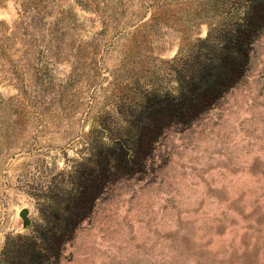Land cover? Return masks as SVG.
Masks as SVG:
<instances>
[{
  "label": "rangeland",
  "instance_id": "rangeland-1",
  "mask_svg": "<svg viewBox=\"0 0 264 264\" xmlns=\"http://www.w3.org/2000/svg\"><path fill=\"white\" fill-rule=\"evenodd\" d=\"M241 2L0 0V264L115 142L131 170L52 264H264V30L202 115L153 133L144 109L212 60L203 40Z\"/></svg>",
  "mask_w": 264,
  "mask_h": 264
},
{
  "label": "trees",
  "instance_id": "trees-1",
  "mask_svg": "<svg viewBox=\"0 0 264 264\" xmlns=\"http://www.w3.org/2000/svg\"><path fill=\"white\" fill-rule=\"evenodd\" d=\"M241 1L233 16L219 25V31L214 33L215 29H210L203 40L210 42L212 60L203 61L184 81H180L174 95L145 104L153 133H158V120L162 115L184 121L202 115L238 83L264 30V0ZM147 129L143 127L140 133ZM119 144L115 142L103 147L96 160L88 162V159L82 164L75 180H68L61 201L51 200L43 222L29 237H20L24 244L17 245L13 256L15 264L58 261L67 242L75 237L81 223L93 212L107 183L117 175L120 167L131 170L135 157H128V152Z\"/></svg>",
  "mask_w": 264,
  "mask_h": 264
},
{
  "label": "water",
  "instance_id": "water-1",
  "mask_svg": "<svg viewBox=\"0 0 264 264\" xmlns=\"http://www.w3.org/2000/svg\"><path fill=\"white\" fill-rule=\"evenodd\" d=\"M19 215L23 219V223L25 226L30 224V219L28 218V209L27 208H23L22 210H20Z\"/></svg>",
  "mask_w": 264,
  "mask_h": 264
}]
</instances>
